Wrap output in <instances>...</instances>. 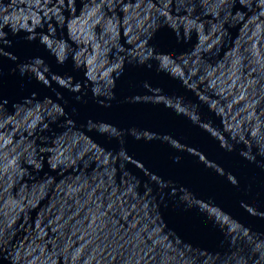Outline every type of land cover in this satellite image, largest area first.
<instances>
[{"label":"water","instance_id":"1","mask_svg":"<svg viewBox=\"0 0 264 264\" xmlns=\"http://www.w3.org/2000/svg\"><path fill=\"white\" fill-rule=\"evenodd\" d=\"M0 264H264V0H0Z\"/></svg>","mask_w":264,"mask_h":264}]
</instances>
